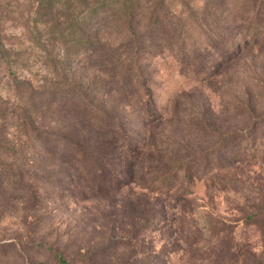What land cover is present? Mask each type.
<instances>
[{
    "label": "rangeland",
    "instance_id": "rangeland-1",
    "mask_svg": "<svg viewBox=\"0 0 264 264\" xmlns=\"http://www.w3.org/2000/svg\"><path fill=\"white\" fill-rule=\"evenodd\" d=\"M36 1L0 0V264H264V0H164L111 57L94 23L53 41ZM87 134L114 144L96 183Z\"/></svg>",
    "mask_w": 264,
    "mask_h": 264
},
{
    "label": "trees",
    "instance_id": "trees-1",
    "mask_svg": "<svg viewBox=\"0 0 264 264\" xmlns=\"http://www.w3.org/2000/svg\"><path fill=\"white\" fill-rule=\"evenodd\" d=\"M56 4L52 1L48 0L45 2L44 0L36 1V14H42L44 17L46 16L45 21L48 25V30L52 35L51 38L53 41H57V36L60 42L63 40L64 32L73 27V33L76 32L77 35L82 40L86 39L85 32L88 26L91 23L97 24L95 34V41L91 42L92 48L95 49L96 55L100 56H108L111 57V54H123L126 52V47H130L128 52L133 53L134 55H138L139 51L142 47L139 46L137 36V29L142 25V22L150 21L154 16H157L159 7L164 3V0H56ZM79 9L77 15L74 10ZM159 8V9H158ZM76 18V22L73 19ZM61 19V21H59ZM74 22V24H73ZM115 23V29H117V33L121 35H128L131 37L129 42H123V40L117 43L115 46L109 45V43H103V34L108 32L111 29V25ZM127 54V52H126ZM0 66L3 70H5L9 75H13L12 67H13V53L5 46L3 43V36L0 27ZM113 69H117L118 64L112 63ZM141 86L143 87L140 94H144L145 100L144 106L147 109L145 114L147 115L148 121L156 120L158 117H152L154 115L153 110H148L150 104H152V98L150 97L148 90L149 87L146 86L145 80L141 79ZM139 90L136 91L138 93ZM143 106V107H144ZM142 108V107H141ZM145 109V110H146ZM139 110V109H138ZM141 110V109H140ZM139 110V111H140ZM85 112V108H84ZM108 118L111 120V116L109 114L104 115V119ZM109 120H105L104 123H107ZM82 130L87 129V133L91 130L96 131L99 135H118V129L113 130L109 129L106 131L104 128L98 129L97 126L89 121H85L84 119L80 122ZM104 126V125H103ZM95 132V133H96ZM124 138L127 141V144L130 143L128 141L129 134L123 130L121 132ZM116 135V136H117ZM90 136L87 134L82 141H75L77 146L76 155L79 156H70V158H74L78 164L83 167L88 168V172L92 171V175L88 178L92 183H96L97 181H103L105 174H100L102 170L106 171L103 168L99 175H95L93 171L101 166L103 162L112 157V152L114 149V144L112 141L108 140L105 142L95 141L94 143L90 142ZM114 136L112 140L117 139ZM113 147V148H112ZM109 148L112 150H109ZM130 151H125V157L127 156L128 160L133 163L140 156L141 151H138L136 147L132 146L130 143ZM154 174V173H153ZM146 178V177H145ZM148 180V177L147 179ZM56 257L59 261H62V258L59 254L56 253Z\"/></svg>",
    "mask_w": 264,
    "mask_h": 264
}]
</instances>
